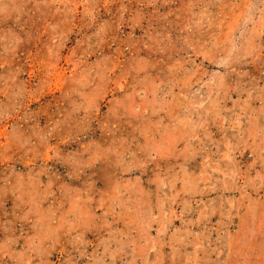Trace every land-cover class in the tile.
<instances>
[{
    "label": "clouds",
    "instance_id": "1",
    "mask_svg": "<svg viewBox=\"0 0 264 264\" xmlns=\"http://www.w3.org/2000/svg\"><path fill=\"white\" fill-rule=\"evenodd\" d=\"M0 264H264V0H0Z\"/></svg>",
    "mask_w": 264,
    "mask_h": 264
}]
</instances>
